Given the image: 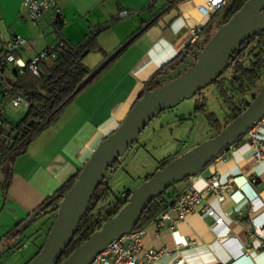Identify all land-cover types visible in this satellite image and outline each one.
Instances as JSON below:
<instances>
[{"label":"crops","instance_id":"obj_1","mask_svg":"<svg viewBox=\"0 0 264 264\" xmlns=\"http://www.w3.org/2000/svg\"><path fill=\"white\" fill-rule=\"evenodd\" d=\"M24 1L0 0V51L15 37L26 39L27 44L16 54L20 62L27 63L61 40L76 46L112 19L111 25L96 36L94 49L82 54V63H88L91 55L89 61L95 69L131 36L136 34V38L15 158L9 174L0 171V264H27L37 254L50 228L39 219L42 216L27 223L18 235L6 238V234L26 223L47 198L78 174L102 140L118 128L147 81L189 44L190 29L196 25L201 29L193 47L196 52L217 30L223 18H215L224 9L207 17L198 7L208 0H182L175 5L170 0H158L153 5L150 0H56L60 14H45L34 25L28 19ZM121 11L128 12V16L117 18ZM193 61V54L188 55L157 81L168 83L185 73ZM11 69H5L9 84L16 81ZM21 115L14 120L5 112L0 143L11 145L8 136ZM260 143L264 154V130ZM253 153L249 145L236 143L225 158L214 159L198 175L171 189L172 193L184 188L204 191L210 178L224 184L238 178L237 193L222 203L210 193L204 194L203 203L222 217V224L213 228L212 219L191 214L173 231L148 225L143 250H169L159 258L161 264H171L178 257L184 264H264V248L252 236L254 214H250L252 207L264 204V159L256 161ZM117 170L114 165L109 171ZM252 180L256 182L252 184ZM263 218L264 214L258 220ZM23 248L24 254H20Z\"/></svg>","mask_w":264,"mask_h":264},{"label":"water","instance_id":"obj_2","mask_svg":"<svg viewBox=\"0 0 264 264\" xmlns=\"http://www.w3.org/2000/svg\"><path fill=\"white\" fill-rule=\"evenodd\" d=\"M264 31V0H247L205 43L193 66L168 83L143 92L118 128L106 136L62 196L45 240L27 264H58L72 242L91 198L108 170L137 140L160 113L193 98L225 70L236 50L249 38ZM131 36L80 82L73 95L90 83L134 39ZM85 53H83L84 55ZM264 116V81L248 107L216 136L169 162L130 192L125 205L93 232L61 264H89L119 236L131 232L148 205L172 186L195 177L221 152L228 150Z\"/></svg>","mask_w":264,"mask_h":264},{"label":"trees","instance_id":"obj_3","mask_svg":"<svg viewBox=\"0 0 264 264\" xmlns=\"http://www.w3.org/2000/svg\"><path fill=\"white\" fill-rule=\"evenodd\" d=\"M157 1L158 0H150V3L153 5ZM180 1L181 0H170V4L175 5ZM246 1L247 0H229L227 5L224 7L225 14L223 16V20L218 25L217 29L226 23ZM114 20L115 19H112V21L106 22L96 28L94 32H90V34H88L84 40L76 46L70 45L69 43L61 40L60 43H62V46H56L53 51V57H50L48 61L42 63L39 76L31 74L27 69H24L21 74L17 71L14 72L16 81L11 84L10 94L26 96L29 99L30 106L26 110L22 119L12 127V133L8 136V140L11 141V145L10 143L9 146L3 142L0 143L1 172L9 174L11 171V165L15 158L25 152L31 141L40 132L46 129L57 118L60 111L75 97L73 93L76 87L90 73L89 69H87L82 63V54L94 49L95 39L98 33L107 29ZM56 24H58V22H56ZM211 36L212 34L209 35L203 44L197 48L196 52L193 51V47L196 45L188 44L183 51L179 53L176 59L161 67L147 81L139 98L142 96L143 92L152 91L164 85L165 83L163 84L158 82L157 79L164 75L168 69H173L179 63H183L188 55L193 54L194 64L201 49ZM247 56L250 58L246 62ZM193 64L188 68V70L193 66ZM188 70H186V72ZM227 72L231 73V78L226 80L222 78V75ZM263 77L264 31L246 40L231 56L223 73L215 81H213L211 85H209L217 90L224 107L230 115V121L241 114L249 105V102H245L244 100L236 104L234 102V97H243L248 92L256 88L257 94L261 87V85L257 87V84L260 81L263 83ZM255 95L252 97V100ZM203 106V104L199 105L196 110L201 109ZM207 117L209 124L213 128L217 129V133H219L221 129L218 120L213 114H210ZM171 161L172 159L162 161L158 170L166 166ZM76 178L77 175L64 184L51 197L47 198L39 206L38 210L29 216V220H27L26 223H23L21 226L10 231L6 234V238L18 235L27 223L40 216L55 214L62 196L72 187ZM104 179L91 198L86 214L80 221L78 230L72 242L65 249L58 264H61L76 248L87 241L93 232L97 231L103 223L114 216L127 202L131 191L124 192V198L120 196V199H116L113 204H111L110 211L105 213L96 212L99 203L108 189ZM173 187L174 186L155 198L148 205L135 229L147 224L150 219L154 218L166 206L174 194L171 192ZM54 219L55 216L53 220Z\"/></svg>","mask_w":264,"mask_h":264},{"label":"built area","instance_id":"obj_4","mask_svg":"<svg viewBox=\"0 0 264 264\" xmlns=\"http://www.w3.org/2000/svg\"><path fill=\"white\" fill-rule=\"evenodd\" d=\"M182 1V0H181ZM229 0H208L205 4L198 7V11L207 17L212 16L216 12L223 9ZM27 10L29 21L37 25L43 15L52 13L54 15L60 14V8L56 0H25L23 2ZM128 16V12L121 11L117 18L122 19ZM201 35L199 25L194 26L189 31V44H196ZM27 40L21 37L11 39L3 50L0 51V124L5 114V106L10 103L14 108L27 110L30 106L29 99L23 95H11V84L7 82L5 69L13 67L12 72L17 71L22 73L27 69L31 74L39 76L40 67L43 62L48 61L53 57V51L56 46H62L58 43L54 47H50L35 56H33L27 63L20 62L16 54L24 48ZM264 130V116L253 125L247 132L240 137L236 143H244L252 147L253 157L256 161L264 159V154L261 147V131ZM231 145L228 150L233 146ZM225 150L221 152L215 159H223L226 156ZM193 178V177H190ZM238 178H232L227 183H221L216 178H210L206 182L204 191H197L192 188H184L173 194L166 206L144 226L133 229L131 232L119 236L112 241L104 250L97 253L89 264H161L159 258L169 254V250L162 248L159 250H143L142 240L146 233L148 225L154 226L157 230L165 229L173 231L175 227L183 222L187 216L191 214H198L200 217H208L213 220V228L222 224V217L219 216L208 204L203 203L205 193H210L217 202H224L226 198L233 197L238 190ZM252 184L255 180L250 181ZM124 198L125 194L122 193ZM263 209V210H262ZM261 211V212H260ZM252 223V236L256 238L261 247L264 248V218L258 220L264 214V204L254 206L250 209ZM26 245L24 244L23 247ZM171 264H184L181 257L176 258Z\"/></svg>","mask_w":264,"mask_h":264},{"label":"rangeland","instance_id":"obj_5","mask_svg":"<svg viewBox=\"0 0 264 264\" xmlns=\"http://www.w3.org/2000/svg\"><path fill=\"white\" fill-rule=\"evenodd\" d=\"M223 10L215 18L216 21L223 18L225 14ZM88 58L91 60L93 57L90 55ZM249 58L247 56L246 62ZM89 59V64L87 62L83 63L88 68L93 69V64H91ZM230 75L231 73L227 72L222 75V78L227 80L231 78ZM261 83L260 81L257 87ZM256 92L257 88L243 97H234V102L238 104L244 100L250 103ZM202 104L204 106L196 110ZM6 111L14 120H18L21 118V114L26 113V110L14 108L10 103L6 104ZM210 114H213L218 120L221 130L230 121L228 111L224 107L217 90L212 86L204 88L198 95L180 102L177 106L165 110L154 118L141 132L137 140L115 163L118 170L110 172V168L106 173L104 181L108 183V189L96 212L105 213L110 211L113 201L120 199L124 191L134 190L147 177L153 175L162 161L172 159L179 154L183 155L185 152L216 136L218 134L217 129L213 128L207 120V116ZM55 215L56 213L49 218L48 216L38 218L44 221L46 226L50 227ZM24 249H22L20 254H24ZM10 254L12 256L14 253Z\"/></svg>","mask_w":264,"mask_h":264}]
</instances>
